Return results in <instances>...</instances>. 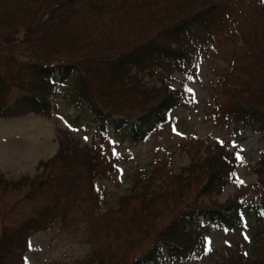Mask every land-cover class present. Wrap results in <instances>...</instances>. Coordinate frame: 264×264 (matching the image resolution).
Here are the masks:
<instances>
[{
	"label": "trees",
	"instance_id": "trees-1",
	"mask_svg": "<svg viewBox=\"0 0 264 264\" xmlns=\"http://www.w3.org/2000/svg\"><path fill=\"white\" fill-rule=\"evenodd\" d=\"M257 5L255 0H0V118L49 117L50 97L60 89L97 123L90 147L61 131L56 154L38 162L35 176L6 180L0 172V203L8 191L24 193L23 201L44 200L14 224L1 226L0 264H24L32 235L55 223L84 224L92 240L85 264L182 261L202 245L204 233L240 225L243 209L264 230V155L256 163L257 182L245 194L252 198L235 196L214 206L197 200L238 185L241 162L219 142L204 146V154L193 155L179 174L154 167L142 179L146 185L121 196L116 209L103 214L93 209L98 205L94 180L112 170L104 150L110 131L140 142L165 124L167 112L187 103V94L169 90L165 80L201 50L203 55L231 48L218 86L222 99L212 98L214 116L264 136V100L253 99L264 93V6ZM237 42L241 47L235 48ZM154 76L159 88L149 84ZM193 184L195 198L183 204ZM159 204L171 218L155 231ZM13 210L0 212V218ZM133 229L146 235L134 239ZM150 234L151 246L135 257ZM260 246L262 252L255 248L246 263L264 264V231ZM225 259L242 264L237 253Z\"/></svg>",
	"mask_w": 264,
	"mask_h": 264
},
{
	"label": "rangeland",
	"instance_id": "rangeland-1",
	"mask_svg": "<svg viewBox=\"0 0 264 264\" xmlns=\"http://www.w3.org/2000/svg\"><path fill=\"white\" fill-rule=\"evenodd\" d=\"M252 5L254 6L252 1L250 6L246 3L247 7ZM262 6L264 3L260 2L256 7ZM240 45L241 43L237 42L235 48L241 47ZM227 50H231L228 45L218 48L216 54L212 51L203 55L197 54V61L194 64L190 63L185 72L176 71L171 79L165 80V84L171 90H177L182 86L181 82L185 81L186 90L190 94L189 104H183L168 113L167 125L154 130L142 142L133 143L128 138L121 137L112 139L114 143L112 149L117 156L114 159L115 170L95 179L94 194L98 205L96 204L93 209L97 214H103L107 209H116L119 196L130 193L137 180L142 182L140 177L145 176L147 179L150 176L156 165L155 160H163L170 173L178 174L190 163L192 155H203L204 146L214 148L215 142H221L228 153L236 155L239 153L242 158V163L237 165L236 170V179L240 185L229 184L219 193L209 197L202 196L197 200L214 206L224 204L235 196L246 199L245 194L251 192V187L257 180L256 163L264 155V137L250 129L238 131L234 123L226 121L222 115L220 119L219 116H214V113L218 112L213 106L212 98L222 99L218 86L224 81L223 69L228 68L225 58ZM154 83L158 88L161 86L155 76L152 77V84ZM181 92L184 95L182 87ZM253 99L264 100V93ZM50 100L53 114L48 120L32 115L0 119V172L6 180H16L26 175L35 176L37 161L51 157L55 153L57 144L54 136H58V133L66 128L82 145L92 144L93 130L97 124L89 112L81 105H74L63 99L58 91ZM31 124L36 125L35 130L27 131ZM45 131L52 134V141L48 137L43 138ZM145 180L140 185L137 184L138 189L146 185ZM23 194L15 191L5 193L4 200L0 203V212L7 213L13 206L14 210L6 217L0 218V228L3 224H14V221L20 220L44 204V200L23 201ZM195 195L193 184L185 192L183 204L190 205ZM158 207L162 211L154 226L155 231L167 225L171 218V213L164 210L165 205L159 204ZM171 207L168 205L167 208ZM241 218L242 226L216 228L203 234L205 240L201 250L192 258L174 264H229L225 257L227 254L236 253L241 256L242 264H248L245 261L253 260L255 248L262 252L260 245L264 230L258 223L256 224L252 213L243 211ZM77 223L72 221L65 225L55 223L51 228L33 234L32 250L26 254L24 264H85L92 240L87 236L84 224ZM150 229L148 228L147 232ZM132 232L134 239H143L146 235H137L134 229ZM119 242L123 244L124 240L121 239ZM151 244L152 234L135 250V257L143 254ZM208 248L211 250L207 251Z\"/></svg>",
	"mask_w": 264,
	"mask_h": 264
},
{
	"label": "snow or ice",
	"instance_id": "snow-or-ice-1",
	"mask_svg": "<svg viewBox=\"0 0 264 264\" xmlns=\"http://www.w3.org/2000/svg\"><path fill=\"white\" fill-rule=\"evenodd\" d=\"M191 78V77H190ZM188 91H191V89H188ZM87 139V138H85ZM114 155L116 154L115 152L113 153ZM237 159H242L240 156H239V153H237ZM240 183H243V181H240ZM247 239V237H245ZM211 249L208 248L207 251H210Z\"/></svg>",
	"mask_w": 264,
	"mask_h": 264
},
{
	"label": "bare ground",
	"instance_id": "bare-ground-1",
	"mask_svg": "<svg viewBox=\"0 0 264 264\" xmlns=\"http://www.w3.org/2000/svg\"><path fill=\"white\" fill-rule=\"evenodd\" d=\"M35 128H36V125L35 124H31L30 126H28V129H27V131L28 130H31V129H34L35 130ZM24 132V131H23ZM24 151V150H23ZM30 151V150H29ZM31 152H33V151H31ZM32 154H34V153H32Z\"/></svg>",
	"mask_w": 264,
	"mask_h": 264
}]
</instances>
